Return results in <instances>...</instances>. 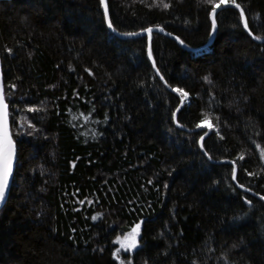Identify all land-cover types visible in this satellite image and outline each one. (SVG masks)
<instances>
[{
	"label": "trees",
	"instance_id": "obj_1",
	"mask_svg": "<svg viewBox=\"0 0 264 264\" xmlns=\"http://www.w3.org/2000/svg\"><path fill=\"white\" fill-rule=\"evenodd\" d=\"M107 1L118 32L163 28L192 48L221 4ZM236 3L264 37V0ZM215 20L210 46L153 31L149 56L100 0H0L17 145L0 264H264V41L235 7ZM137 223L125 252L116 240Z\"/></svg>",
	"mask_w": 264,
	"mask_h": 264
},
{
	"label": "snow or ice",
	"instance_id": "obj_2",
	"mask_svg": "<svg viewBox=\"0 0 264 264\" xmlns=\"http://www.w3.org/2000/svg\"><path fill=\"white\" fill-rule=\"evenodd\" d=\"M205 3L211 4L212 0H205ZM234 4L236 8H241V5L236 3V0H221V4ZM100 4L104 8V17L107 19L108 27L110 29L113 28V23L110 19H108V9L109 5L107 0H100ZM221 4H216L214 7H212L211 13L213 15V30L216 28V21H215V14L217 12V9L221 7ZM169 5H165V7H168ZM241 17H243V9L241 8L240 12ZM244 27L248 28V23L245 20ZM143 32L151 33L152 29H142ZM126 35H135V33H126ZM179 40L180 38L177 37ZM180 43H184L183 40H180ZM9 52L11 49L8 50ZM149 56H151V48H149ZM153 67H155V62L153 61ZM157 72H159V69H157ZM160 79H164V77L161 75ZM207 79V77H205ZM167 83V81H165ZM14 87V85H13ZM175 91L183 93L185 96L188 95L187 92L184 91V89H174ZM8 105L4 102V94L3 91L0 90V136H2L3 144L2 147H0V201H3L5 199V191L9 186V177L12 173V161L15 153V142L12 139V136L8 130ZM218 119V117H217ZM34 127V125H33ZM199 127V125H197ZM201 140H203V137H201ZM203 147V145H201ZM243 159V157H241ZM251 175V173H250ZM233 179H235V174H233ZM241 188H244L243 184H240ZM251 191V189H248ZM257 195H259L257 193ZM261 199H264V197H261ZM248 204H251V200H247ZM95 219V218H94ZM75 231V229H73ZM140 235V223H137L134 227L131 228L130 232H128L125 236V240L127 241L126 244L122 245L125 248V251L135 249L139 243L137 237ZM235 246V245H234ZM119 251V250H118ZM119 259V257H117ZM121 264H124L123 261H121ZM129 264H131V261H129Z\"/></svg>",
	"mask_w": 264,
	"mask_h": 264
},
{
	"label": "water",
	"instance_id": "obj_3",
	"mask_svg": "<svg viewBox=\"0 0 264 264\" xmlns=\"http://www.w3.org/2000/svg\"><path fill=\"white\" fill-rule=\"evenodd\" d=\"M107 2H108V1H107ZM226 6L235 7L234 4H230V3H229V4H222L221 7L217 9V12H218L221 8L226 7ZM102 7H103V6H102ZM235 8H236V7H235ZM236 9H238L239 12H241V8H236ZM103 10H104V8H103ZM217 12H216V13H217ZM215 15H216V14H215ZM108 19H110L109 9H108ZM110 20H111V19H110ZM245 20H246V17H245V13H244V11H243V17H242V23H243V26H244V22H245ZM211 21H212V32H211V35H210V37H209V40L207 41V43H206L205 45H203V46H201V47H199V48H192V47H189V46L185 45L184 43H183V44L180 43V40H181V39L178 40V39H177V36H175V35L169 33L168 31L164 30L163 28H158V27H157V28H151V29H152V32H153V31H160V32H162L163 34L167 35L168 37H170V38L174 39L175 41H177V43H179L182 47H184V48H186V49H189V50H193V51H195V50L203 49V48H206V47L210 46V45L212 44V42L214 41V38H215V35H216V31H217V26H216L215 30H213V15H212V13H211ZM215 21H216V20H215ZM106 23H107V25H108L107 19H106ZM244 29H245L246 32L251 36L252 39H254V40H256V41H259V42L264 41V37H262V38L256 37V36L250 31L249 27H248V28H245V27H244ZM110 30H112V31H113L118 37H120V38H124V39H127V38H135V37H138V36H141V35H147V36H148L149 48H150L151 39H152V32L149 34V33H147V32L139 31V32H134L135 35H126V33H120V32H118L117 30L114 29V27H113L112 29H110ZM151 60H152V62H153L152 57H151ZM155 71H156V73H157L159 76H161L160 72H157V68H156V67H155ZM163 81L165 82L164 79H163ZM0 90L3 91V94H4V102L8 105L7 100H6V97H5V83H4L3 64H2L1 54H0ZM173 91H174V92H177V91H175V90H173ZM178 110H179V109H178ZM177 112H178V111H177ZM177 112H176V115H175L176 124H177L180 128H182L183 130H186V131H193V129L190 130V129H188V128L182 126V125H180V124L177 122ZM7 119H8V130H9L11 136H12L13 141L15 142L14 137H13V133H12V127H11V120H10V113H9V105H8V117H7ZM198 128H207V129H208L207 134H208V133L210 132V130H211L210 127L203 126V125H202V126H199ZM198 128H197V129H198ZM197 129H194V130H197ZM204 137H205V135L203 136V139H204ZM202 141H203V140L200 139V145H202ZM2 144H3V140H2V136H0V147H2ZM213 162L221 163V162H229V161H227V160L224 161V160H223V161H213ZM16 163H17V145H16V142H15V153H14V157H13V161H12V173H11V175H10V177H9V186H8V188H7L6 191H5V199H4L3 201H0V210H1V208L4 206V204L6 203L8 197H9L10 190H11V186H12V181H13L14 173H15V169H16ZM233 174H235V179H234V181H236V167L234 168V173H233ZM238 186L240 187L239 184H238ZM240 188H241V187H240ZM242 189L247 190L245 187L242 188ZM247 191H248V190H247Z\"/></svg>",
	"mask_w": 264,
	"mask_h": 264
},
{
	"label": "rangeland",
	"instance_id": "obj_4",
	"mask_svg": "<svg viewBox=\"0 0 264 264\" xmlns=\"http://www.w3.org/2000/svg\"><path fill=\"white\" fill-rule=\"evenodd\" d=\"M205 125H209L208 123L207 124H205ZM128 232H130V231H128ZM127 232V233H128ZM127 233H125V234H121L120 236H118V238H117V240H116V242H117V244L119 245V247H120V249H122V250H124L125 251V248L122 246V245H124V244H126L127 243V241L125 240V236H126V234ZM139 237H140V235H139ZM139 237H137V239H138V241H139ZM139 244V243H138ZM138 246V245H137ZM134 249H131V250H128V251H125V252H130V251H133Z\"/></svg>",
	"mask_w": 264,
	"mask_h": 264
}]
</instances>
